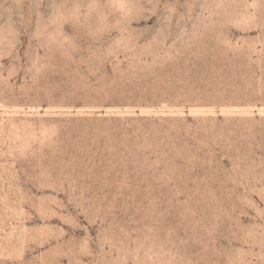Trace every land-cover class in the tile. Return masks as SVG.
Here are the masks:
<instances>
[{
  "label": "rangeland",
  "instance_id": "obj_1",
  "mask_svg": "<svg viewBox=\"0 0 264 264\" xmlns=\"http://www.w3.org/2000/svg\"><path fill=\"white\" fill-rule=\"evenodd\" d=\"M0 264H264V0H0Z\"/></svg>",
  "mask_w": 264,
  "mask_h": 264
}]
</instances>
